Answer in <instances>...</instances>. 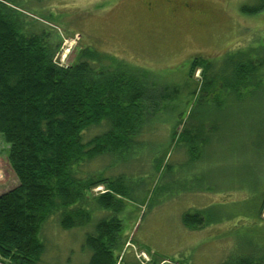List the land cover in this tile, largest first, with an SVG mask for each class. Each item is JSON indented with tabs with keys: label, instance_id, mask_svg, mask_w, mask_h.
Returning a JSON list of instances; mask_svg holds the SVG:
<instances>
[{
	"label": "trees",
	"instance_id": "16d2710c",
	"mask_svg": "<svg viewBox=\"0 0 264 264\" xmlns=\"http://www.w3.org/2000/svg\"><path fill=\"white\" fill-rule=\"evenodd\" d=\"M263 8L264 0L252 13ZM29 23L0 0V133L9 145L11 171L10 179H0V262L39 264L50 219L63 230L85 228L96 212L99 220L85 237L91 257L82 264H144L133 254L120 255L125 246L120 190L105 170L92 173L88 167L152 143L145 133L155 131L162 115L176 107L163 100V86L146 71L108 53L84 48L74 64L59 65L54 60L59 41ZM197 67L204 69V82L180 143L185 142L192 165L209 161L217 149L219 161L233 166L234 178L246 180L241 190H251L248 181L254 177L259 215L264 208V40L220 62L196 57L190 69ZM174 117L170 140L186 118L182 112ZM98 185H106L105 192L91 197ZM196 216L195 221L185 215L184 224L197 228L202 220Z\"/></svg>",
	"mask_w": 264,
	"mask_h": 264
},
{
	"label": "rangeland",
	"instance_id": "374dc122",
	"mask_svg": "<svg viewBox=\"0 0 264 264\" xmlns=\"http://www.w3.org/2000/svg\"><path fill=\"white\" fill-rule=\"evenodd\" d=\"M6 1L26 15L30 26L48 31L53 41H59L54 58L59 65L74 64L84 48L108 53L146 71L163 86V100L176 107V113H185L173 140L175 112L171 110L162 115L164 120L155 131L145 133L152 143L123 153L117 160L101 158L88 167L92 173L105 170L108 181L120 190L116 197L122 204L118 216L125 241L120 255L133 254L144 264L162 260L170 264L250 260L264 264V208L258 215L260 194L254 177L248 181L251 190H241L246 180L234 178L233 166L219 161L217 149L208 153L209 161L192 165L185 142L180 143L204 82V69L192 71L191 61L200 57L220 62L227 54L247 51L262 42L264 8L258 13L252 10L263 5V0L202 2L206 10H214V16L207 19H177L162 12L148 17L133 9L137 0ZM167 146L168 155L163 158ZM8 155L9 145L0 133L3 180L11 177ZM106 187L98 185L89 195L96 197ZM197 214L201 225L192 229L184 224L185 215L196 221ZM98 220L95 212L89 227L63 230L50 219L43 231L46 250L39 264L88 262L91 252L85 237Z\"/></svg>",
	"mask_w": 264,
	"mask_h": 264
},
{
	"label": "flooded vegetation",
	"instance_id": "af4514ba",
	"mask_svg": "<svg viewBox=\"0 0 264 264\" xmlns=\"http://www.w3.org/2000/svg\"><path fill=\"white\" fill-rule=\"evenodd\" d=\"M212 1L230 3V0H137L132 6L133 9H137L138 12L144 13L148 17H155L157 13L162 12L165 17L177 19L181 17L207 19L211 14L214 16V10H206L202 2L210 4Z\"/></svg>",
	"mask_w": 264,
	"mask_h": 264
},
{
	"label": "bare ground",
	"instance_id": "6f19581e",
	"mask_svg": "<svg viewBox=\"0 0 264 264\" xmlns=\"http://www.w3.org/2000/svg\"><path fill=\"white\" fill-rule=\"evenodd\" d=\"M71 45V44H70ZM69 47V46H68ZM69 51V50H68ZM67 54V53H66Z\"/></svg>",
	"mask_w": 264,
	"mask_h": 264
},
{
	"label": "built area",
	"instance_id": "2783aa9c",
	"mask_svg": "<svg viewBox=\"0 0 264 264\" xmlns=\"http://www.w3.org/2000/svg\"><path fill=\"white\" fill-rule=\"evenodd\" d=\"M0 264H1V262H0Z\"/></svg>",
	"mask_w": 264,
	"mask_h": 264
}]
</instances>
